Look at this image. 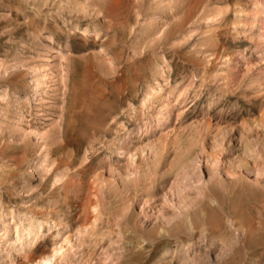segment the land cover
<instances>
[{"label": "rangeland", "instance_id": "1", "mask_svg": "<svg viewBox=\"0 0 264 264\" xmlns=\"http://www.w3.org/2000/svg\"><path fill=\"white\" fill-rule=\"evenodd\" d=\"M62 243L264 264V0H0V264Z\"/></svg>", "mask_w": 264, "mask_h": 264}, {"label": "bare ground", "instance_id": "2", "mask_svg": "<svg viewBox=\"0 0 264 264\" xmlns=\"http://www.w3.org/2000/svg\"><path fill=\"white\" fill-rule=\"evenodd\" d=\"M162 90V87L158 88L156 91V94L159 95L160 91ZM188 221L190 223V227L191 229L195 230L196 225L194 223V220L192 217L188 216ZM60 225V224H59ZM40 230H42V227L37 225V226H33L30 229H28L27 233L29 235L28 241L29 242H33L36 240L38 234L40 233ZM166 232V231H165ZM71 237H67L64 242L70 243L71 242ZM63 242V243H64ZM61 244L60 247H56L53 249L52 253H43L39 256L33 255L32 258V262L33 264H51L52 261L56 260V257L58 254H60L62 251H64V248L66 245ZM64 254V252H62ZM38 255V254H37ZM62 255V254H61ZM69 255V254H68ZM59 257V256H58ZM14 263V262H13Z\"/></svg>", "mask_w": 264, "mask_h": 264}]
</instances>
